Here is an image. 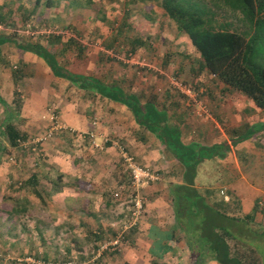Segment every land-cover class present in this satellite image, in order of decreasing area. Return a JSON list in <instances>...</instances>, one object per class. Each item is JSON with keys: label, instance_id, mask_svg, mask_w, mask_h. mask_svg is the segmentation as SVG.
Instances as JSON below:
<instances>
[{"label": "crops", "instance_id": "crops-1", "mask_svg": "<svg viewBox=\"0 0 264 264\" xmlns=\"http://www.w3.org/2000/svg\"><path fill=\"white\" fill-rule=\"evenodd\" d=\"M156 2L161 6V0ZM158 12L148 22L141 19L142 28L128 35L123 52L117 40L107 51L133 69L140 82L138 91L126 92L135 93L141 101L158 103L167 116L178 114L175 118H179L177 126L183 142L227 145L224 157L204 159L216 158L219 166L215 169L220 175L237 172L236 180L230 184L241 198L237 213L251 211L254 221L264 223V206L258 209L254 198L257 194L264 197V188L253 187L252 198H245L246 175L235 156L233 141L224 130L234 120L233 109H239L234 106L252 101L243 94L226 95L227 86L220 79L210 78L211 73L201 66L198 51L187 35L163 8ZM162 17L172 23L166 25ZM143 38L151 39L152 47ZM201 67L207 72L206 77L199 74ZM180 72L184 77L190 73L191 81L181 77ZM171 74L201 89L197 99L207 108L206 113L196 115V103L169 84ZM107 82L121 85L112 79ZM86 92L53 76L34 53L8 42L0 44V129L4 117L11 115L16 129L26 136L34 134L33 130L45 125L39 114L48 102L55 104L58 117L72 128L56 130L38 144L41 156L17 149L0 132V264H36L39 260L79 264L92 257V244L112 235L118 218L128 213V173L118 152L119 145L138 164L157 170L160 178L142 188V220L129 227L121 242L103 250L89 264H165L168 259L177 261L182 247L187 250L181 238L171 237L175 222L168 186L180 180L175 159L152 133L136 124L123 103ZM157 94L161 96L154 102ZM259 130L264 134V128ZM260 133L254 140L256 146L260 144ZM262 151L260 147L254 151L258 161L264 159ZM203 160L196 164L197 169ZM196 172L193 184L207 203L229 201V196L221 192L224 187L212 191V183L198 182ZM113 191L120 192L118 198L111 196ZM7 198L14 200L6 204ZM22 201L24 206H18ZM206 264L216 262L208 260Z\"/></svg>", "mask_w": 264, "mask_h": 264}, {"label": "trees", "instance_id": "trees-1", "mask_svg": "<svg viewBox=\"0 0 264 264\" xmlns=\"http://www.w3.org/2000/svg\"><path fill=\"white\" fill-rule=\"evenodd\" d=\"M225 1L230 10L240 13L241 19L253 30L251 34L246 35L242 30L231 28L230 23L216 21L213 10L208 13V10L196 6L197 3L192 0H161V7L198 51L202 67L227 87L246 95L255 106L264 108V62L252 57L253 50H256L253 43L264 42V0ZM3 42L40 57L53 76L67 80L69 84L88 93L123 103L131 111L136 124L159 140L163 150L175 159L180 173V180L168 186L177 231L172 232L171 237L183 240L193 257L191 264H206L208 260L216 264H264V225L254 221L249 213L239 217L217 210L207 203L204 195L193 184L196 164L201 159L216 155V151H226L227 145L183 142L179 129L167 125L168 117L161 107L151 101H141L135 93L125 92L116 83L70 71L59 65L52 56V48L41 42L20 39L13 34H0V44ZM260 47L259 51L263 52H258V55L263 57L264 43ZM11 118V115L4 117L0 132L5 133L8 142L19 149L21 147L17 145V139L28 136L15 128ZM39 145L33 150L23 147L19 150L41 156L42 153L37 149ZM8 156L11 158L12 154ZM113 192L111 196L118 198L120 192L116 191L118 196H114ZM11 199L9 204L12 203ZM20 205L24 206V201L19 202ZM110 235L92 244L90 252L93 254Z\"/></svg>", "mask_w": 264, "mask_h": 264}, {"label": "rangeland", "instance_id": "rangeland-1", "mask_svg": "<svg viewBox=\"0 0 264 264\" xmlns=\"http://www.w3.org/2000/svg\"><path fill=\"white\" fill-rule=\"evenodd\" d=\"M192 1L197 3L196 6L208 10V13H212L213 10L216 21L230 23L231 28L242 30L246 35L252 33L253 30L245 20L241 19L240 13L230 10L228 2L225 0ZM159 10L161 12L162 7L157 4L156 0H0V34H13L20 39L41 42L46 47L52 48L53 58L59 65L70 71L92 75L104 81H111L112 79V81L119 82L121 84L119 86L125 92L138 91L140 82L133 74V69L110 56L107 51L118 42L122 44L120 52H123L128 35L131 36L132 32H138L142 28L141 19H145L144 23L148 22L159 13ZM161 19L166 25L169 23V18L162 17ZM161 26L162 23L160 22L159 27L161 28ZM262 36L264 37V32ZM143 40L146 43L149 42L152 47L151 39L143 38ZM262 43L264 42L253 43V48L256 50H253L252 57L258 62H264V53L263 57L258 55V52H263L259 51L262 48L260 47ZM99 46L102 49H99ZM181 73L180 76L184 77ZM199 74L206 77L207 72L201 67ZM152 75L153 73H151ZM189 76L190 73L184 78L190 82ZM209 76L215 81L219 80L216 76L213 77L211 74ZM156 79L158 80L159 77ZM227 88L229 90H224L226 95L231 92L243 94L233 88ZM160 96L155 95L154 102L159 100L158 97L160 98ZM242 96L245 98L246 95L243 94ZM156 106L158 107V103ZM234 107H239V109H233L234 120L228 123L227 129L224 130L227 132L226 137L233 141L235 156L240 163L241 171L246 175L243 194L249 200L255 193L253 187L264 188V159L258 161L254 156V151H259V147L261 150L264 149L263 130H259L264 128V121H261L264 118V108L256 107L252 102L248 105L245 103L244 106L241 102ZM164 112L167 114L166 111ZM174 115L173 117L167 116V125H174L178 128L179 118L175 117L179 115ZM254 117L259 118L254 119ZM38 129L39 127L36 128V130ZM35 131L33 130L34 134ZM259 132H262L260 133L261 140L259 146H256L254 140L256 141ZM215 156L220 159V157H224V153L216 151ZM206 159H201L203 161L199 169L195 166L194 171L196 172L197 169L196 180L212 183V191H217V188L222 186L224 189L222 188L221 192L229 196V201L225 200L223 204L214 202L212 206L229 215L242 217L243 214L237 213L241 207L240 194L230 187V184L237 178V172H226L227 174L220 175V171L215 169L219 166L218 160L216 158L215 160ZM12 189L9 187L8 191L11 192ZM254 198L257 199V201L255 200L258 204L257 208L261 209L264 206V197L257 194ZM8 202L4 203L9 204ZM248 213L253 214L251 211ZM141 214L137 219L138 222L143 218ZM260 223L264 225V223ZM171 230L177 232L175 223ZM1 234H5L4 229ZM173 240L176 239L173 238ZM184 249L182 247L177 261L168 259L169 261L166 260L165 264H191L193 257Z\"/></svg>", "mask_w": 264, "mask_h": 264}, {"label": "built area", "instance_id": "built-area-1", "mask_svg": "<svg viewBox=\"0 0 264 264\" xmlns=\"http://www.w3.org/2000/svg\"><path fill=\"white\" fill-rule=\"evenodd\" d=\"M213 75V74H212ZM170 85L174 86L180 93L186 95L190 102L196 103L195 108L196 115L206 113L207 108L200 102L198 94L201 92L200 88H193L187 82L180 80L174 75L168 77ZM39 118L45 122L44 127L35 134L28 135L23 139H17V145L23 148H29L33 150L38 144H41L48 138H50L56 130L67 129L72 130L70 126L64 124V122L58 117L56 107L53 102H48L42 112L39 114ZM121 160L127 169L128 173V193H127V209L128 213L123 214L118 220L111 222L115 223V227L112 235L109 238L103 240L92 257L79 262V264H89V262L96 258L103 250L108 249L110 246L117 245L123 239L125 233L128 231L131 225H134L142 211V188L151 182H155L160 178V174L157 170L138 164L132 157V155L122 146L119 145L118 149ZM118 192H113L114 196H118ZM36 264H53L50 261L39 260Z\"/></svg>", "mask_w": 264, "mask_h": 264}]
</instances>
